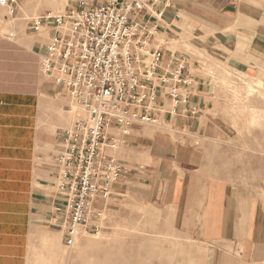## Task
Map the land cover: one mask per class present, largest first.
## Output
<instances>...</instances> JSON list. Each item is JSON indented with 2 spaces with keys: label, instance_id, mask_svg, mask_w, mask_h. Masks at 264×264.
<instances>
[{
  "label": "crops",
  "instance_id": "crops-1",
  "mask_svg": "<svg viewBox=\"0 0 264 264\" xmlns=\"http://www.w3.org/2000/svg\"><path fill=\"white\" fill-rule=\"evenodd\" d=\"M38 1L20 0L14 12L8 8V17L35 35L30 42L40 47L42 60L57 32L56 21L45 17L82 9L83 2L98 6L95 0ZM139 1L145 6L131 11L130 19L151 30V49L164 51L159 80L149 83L160 112H141L156 123L105 127L116 144L105 152L122 166V176L111 197L92 205L81 229L103 233L143 202L168 214L172 231L186 241L195 239V263L209 264L210 246L231 244L233 252H217L218 264H264V187L238 192L204 181V147L224 138L213 112L211 78L198 54L208 44L264 58V0ZM34 21L41 22L38 33L31 30ZM180 65L187 82L168 81V72ZM42 80L34 91L0 88V264H49L45 241L54 237L65 244L70 212L66 193L57 188L56 161L68 151L67 133L83 116L67 111L80 105L67 88L46 75Z\"/></svg>",
  "mask_w": 264,
  "mask_h": 264
},
{
  "label": "built area",
  "instance_id": "built-area-1",
  "mask_svg": "<svg viewBox=\"0 0 264 264\" xmlns=\"http://www.w3.org/2000/svg\"><path fill=\"white\" fill-rule=\"evenodd\" d=\"M95 1L96 7L87 8L83 2L82 9L70 8L66 14L44 18L56 21L57 32L46 47L42 72L67 88L87 114L67 133L69 149L56 161L57 188L68 198L70 218L64 241L69 249L76 246L92 205L111 197L122 176V166L105 152L107 147H116L105 127L117 123L129 128L135 121L156 123L155 117L141 112H160L153 106L156 96L149 83L159 80L164 51L151 49V30L130 19L131 11L140 12L145 5L139 0ZM19 4L20 0H0L11 12ZM40 27L41 22L34 21L31 30L38 33ZM170 62L168 68L174 60ZM182 70L180 65L169 71L167 80L187 82Z\"/></svg>",
  "mask_w": 264,
  "mask_h": 264
},
{
  "label": "rangeland",
  "instance_id": "rangeland-1",
  "mask_svg": "<svg viewBox=\"0 0 264 264\" xmlns=\"http://www.w3.org/2000/svg\"><path fill=\"white\" fill-rule=\"evenodd\" d=\"M8 12L0 5V88L34 91L45 76L42 51L32 47L35 35L10 19ZM207 47L198 54L211 78L213 112L224 139L204 147L208 171L204 181L210 185L220 182L238 192L251 186L264 187V58L248 49ZM81 108L73 104L67 111L85 119L87 114ZM172 228L168 214L142 202L115 219L103 233L82 228L73 249L54 237L45 241L43 249L48 250L49 264H186V258L189 264H201L198 260L195 263V239L191 242L187 236L186 241ZM223 249L232 251V245L210 246L209 264H218L216 254Z\"/></svg>",
  "mask_w": 264,
  "mask_h": 264
}]
</instances>
